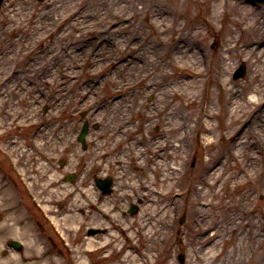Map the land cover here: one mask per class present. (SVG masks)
Returning <instances> with one entry per match:
<instances>
[{
	"label": "rangeland",
	"instance_id": "374dc122",
	"mask_svg": "<svg viewBox=\"0 0 264 264\" xmlns=\"http://www.w3.org/2000/svg\"><path fill=\"white\" fill-rule=\"evenodd\" d=\"M51 1L52 0L3 1L0 7V57L9 51H13L14 53L7 54L10 58L9 63H6L5 61L3 62V59L0 58V93L3 92V82L8 78L7 77L3 80L6 72L8 71L9 74L11 68L22 70L29 67L31 64L27 61L30 58H34L36 52L39 51V49H37L39 46L38 41L43 38L47 39L49 33L48 29L50 28L45 26V23H47L48 16H44L43 18L39 17L40 13L49 7L47 5ZM77 1L78 3L81 1L86 3L89 2L90 8L93 7L94 9H97V6H100L101 9H104V5L99 4L102 0ZM161 1L162 2L158 3L156 6L151 5L148 10H151L152 8L157 10L171 9L173 0ZM217 1L218 0H209V4L216 3ZM226 1L228 3L236 2V4H239L238 6L251 7L253 13L258 15V20H264V3L252 5L246 3L245 0ZM72 2L73 4L75 3L73 0H60V3H56V5L58 10H60L65 6L67 7ZM184 2L185 3H183L179 9V12H182L183 14L185 13L186 16H184L185 21L182 16V22L188 26L196 24L200 27L198 35L193 36L190 39L194 40L197 47L200 49L197 51V56L199 58L198 65L201 64L202 68L207 70L202 71L203 73H201L200 76L205 87L208 88L211 80L214 78L212 73L216 72L218 59L220 55L225 54L223 43L227 32L224 34L223 26L227 21L226 18L220 16L213 21L215 26L211 27L208 24V21H206L209 19L208 13L206 12V10L209 9L207 6L209 4L207 2L202 0H184ZM137 6L141 7V4L137 3ZM172 6L175 9L178 8L175 7V5ZM50 17L52 19V14H50ZM132 23L137 24V22L133 20ZM139 25L145 32H148L146 20L140 19ZM54 27L55 26L52 28ZM131 27L121 28V30L132 32L133 28ZM229 35L230 34H228L227 37ZM232 35L236 39L240 37L238 31ZM24 44H26L25 48ZM3 45L6 49H3ZM212 45L214 46L211 47ZM233 45H235V42L232 39L230 46L233 48L227 59L229 61L227 64L228 67L225 66L227 73L224 77L227 78L229 85L240 90L249 77L250 64L247 57L239 55L237 53V47ZM28 47L29 49H33V52L30 54ZM200 52L203 53L205 57H203ZM242 61H244L246 65V74L242 78L234 80L232 79V73ZM132 63H134L132 58H128L127 65ZM139 65L140 63H137L138 67L134 68L130 75L136 74L139 71L141 68ZM3 67H9V69L5 70L4 74ZM60 68L61 66L57 65V69ZM209 68L212 71L208 70ZM80 71L78 78H73L69 82L71 90L63 92V98H70L71 95L75 96L74 106L69 103L65 113H63L62 110L57 112L61 118L58 119L55 125L51 124V128L56 130V133L59 135L61 133L62 140L68 138L66 135H63L62 132L71 135L72 141L70 142V145L72 146L76 144L73 135L75 131H78L76 130V127L83 121H92L99 124V128L91 130L92 134L90 136L95 137L97 141H100L102 138L93 134L95 132H97V134H101L102 132L105 133V131L108 130V124L111 122V119L108 118L106 114H102L103 118H97L93 114L98 121L92 120L91 114L81 106L88 96L93 93L97 92L101 97L108 95V83L105 86H101L98 90L90 89L85 92L83 87L87 83V80L84 79L83 76L88 74L86 75L87 79H91L93 76L87 73L84 67H81ZM177 71L179 75L181 71ZM122 73L125 74L124 72ZM171 73L173 74V70L167 69V74L165 73L162 77L160 76L159 79L168 80L172 78V75L168 76V74ZM24 77L27 78V83H33L35 80L30 78L28 74L24 75ZM97 77L101 78L99 75H97ZM8 79L6 86H8V84H14V81L16 86H19L20 83L23 82V77L22 79L13 80V77ZM11 81L13 82L11 83ZM25 86H27L26 83ZM212 88H214V90L217 89L214 85ZM72 90L74 91L72 92ZM50 91H52V89L51 87H48L47 89H43L41 93L44 92L48 94ZM91 91H93V93H91ZM218 92L219 91H215L212 95L213 101L216 104V109L214 111L215 116L212 120L214 133L202 132V123L199 126H195L194 129L187 128L189 130L187 134H184L183 131L180 132V130L174 132L173 142L174 144H179L177 153L182 159L180 173L182 171L184 173L183 175L181 174V178L177 180V184L179 185L175 187L173 191L174 193L178 190L181 192H177L178 194L173 197V205L168 212V217H165L163 222L159 217L157 221L152 222L151 226H148V242L142 240V237L139 236V233H141L140 230L139 232L136 230V226L139 225L138 222L143 217V213L141 212L143 207L139 203V210L134 215L127 213L126 204L135 200V198H133L134 191L130 194L128 193V189H120L119 184L122 187V178L118 182V189H114L115 191L109 195L108 199L106 198L107 200H104V205L113 207L112 211L106 215L102 214L100 209L97 211L92 208L91 205H88V203H83L75 185H73V187L66 186L63 190L62 188L64 186L60 188L56 187L49 192L44 191L42 193L39 191L37 193L39 198L44 199L45 196L59 206L57 212L58 207L50 205V213L57 216L58 224L56 225H59V228L65 231L69 236L71 244L69 246L71 251L69 252L72 254L63 252L61 256L56 255V257H54L55 254H52V250L63 248L58 240L52 237L51 231L46 224L47 222L44 221L41 215L42 213L40 214L37 210V207L35 206L36 204L28 199L26 191L23 192L22 186L13 176V173L8 167V163L5 160L6 155L4 156L2 153V148L0 151V264H73L75 261L77 264H118L125 251L132 253L131 255L134 256H137V254L141 252L143 256H141L140 262L144 261L145 264H181L178 260L179 253L184 254V263L182 264H198L199 259L196 258L194 250L198 249V251H200V249L195 245V242H199L201 240L199 238L204 237V234L200 233L201 230L197 229L198 224H202L204 221L202 220V217H199L196 214L193 216L190 215V210L193 208L199 209V212L203 214V217L207 221L210 220L213 225L219 226L216 235L217 237H215L213 242L215 241L217 243L218 241H221V243L218 244L220 245L218 248H212L211 254L213 252L214 254L215 252H218L220 255L216 258H213L214 256L211 254L208 255L212 258L211 264H264V127L261 130L255 124L256 118L260 115L264 117V104L260 103L261 96L258 94L259 96L256 99V103H254L251 108L252 111L246 116L247 121L240 124L237 129L234 128V124L229 128L224 129L225 125L222 122L224 121L222 115L224 96L222 93L218 94ZM204 93L203 101L206 102L207 98L210 99V96L207 91H204ZM33 94H37V96H33ZM133 94L137 95L139 101L145 103V108L152 112L155 120L150 122L146 121L142 112L135 113L132 120H134L136 133H131L125 138L132 139L134 136H137L138 138L140 136L142 138L143 135H147L146 133L149 134V137L152 136L153 139L161 137L162 121L165 119L166 122L172 123L175 121L176 117L174 118L167 114L166 109L162 108V97L158 98L155 93H148L145 87L135 88ZM39 95L40 92H31L30 95L28 94V96L33 97V106L37 111L38 118L45 120L53 113L54 105L48 101L49 96L42 95V98H37ZM249 95H251V93L246 95L247 99L255 101ZM261 95L264 94L261 93ZM53 97L56 99L54 94ZM26 100L27 99L24 97L21 99H15V102L18 103V105H14V108H19L21 110L24 109L26 105L23 102H26ZM72 103L74 102L72 101ZM9 106L13 108L11 105H8V103L3 104V99L0 98V109H9ZM75 108L77 109L74 110ZM71 112L74 115H72ZM3 114L4 113H0V147L5 146L8 148L15 157L16 162H19L23 167L28 168L29 171L26 173L24 172L25 175L42 174V172L37 169V166H34L33 164L43 158L46 159V167L49 158H47L48 156L45 152H40L43 155L42 157L38 152H35V150H32L31 148V137L34 136L36 126L18 125L14 121L19 120L8 117L7 115L3 116ZM65 117H67L68 121L65 123V126L61 128L59 126L64 123H59V121L61 119L65 120ZM104 127L105 129H103ZM209 138H212V140H209ZM12 141L16 142L13 146H11ZM210 141H212V143H210ZM55 142L56 143L52 145L51 148L53 151H56L55 154L57 157L64 159L70 157V161H78L80 163L79 165L85 166L89 175L93 172H98L99 169L95 171V166H93L95 164L103 169V173L107 172L115 176H118L116 173L117 167L127 168V171L130 174L128 177L131 176L130 180H132V176L134 177V174L138 172V169L135 167L134 158L130 157L128 159H122L120 155V148L122 145L110 147L117 158H115L110 165H106L103 164V161L108 159L107 156L98 154V146L93 140L91 141L93 148L89 147L88 151L85 153L81 154L79 151V154L73 150L76 157H73L72 154L68 155L65 150H60L61 147L64 149V146H60L57 141ZM252 142L254 145L251 148L250 143ZM20 145L23 150H29V148H31V150L28 152L17 150V147ZM248 152H252L256 155L254 161H248ZM233 153L238 154V159L233 156ZM109 154L111 158L113 153ZM145 155L146 157L148 156L147 154ZM208 158H211L210 171V167L204 165V159ZM90 160L92 161L90 162ZM53 165L56 166L57 162ZM214 165L220 167L222 170V175L217 181V184L211 187L205 185L203 191L204 195L202 196L196 194L193 187L198 184L202 185L197 181H199L200 177H204L206 173L211 174ZM67 170V168H64L62 172ZM143 176L144 173L139 175V179L142 180ZM68 188H70V190ZM38 196L36 197L37 201H39ZM165 198L166 197L164 196L163 199ZM200 199H206V201L212 202L210 211L208 210V206L202 207V205H200ZM134 202L137 203L136 201ZM71 205H73L74 208L69 209ZM80 209H86L83 216L80 213ZM62 211L65 213L60 215ZM122 211H124L125 214H122ZM111 213L114 215L111 216ZM70 214L73 215V218L71 221H68L67 218H69ZM181 217H183V222L179 223ZM197 218L201 219L202 222H195ZM90 223H96L100 227H107L108 229L110 227L113 228L115 233L107 234L106 232L108 231H105L104 233L106 235L102 233L97 236L104 238L102 239L104 241L108 237L109 240H107V242H111L108 246L102 248L100 246L104 244V241L101 240V243H98L97 241H92L83 237L84 228ZM163 223L166 224L167 227L164 226ZM128 226L133 230L131 240L127 238L128 231L123 232L120 228H127ZM47 232L50 233L49 237H47ZM212 232L213 230H209L207 234ZM10 237L21 239L24 242V250L21 253L11 254V252H8L5 246V241ZM50 237L53 239V243L48 241V238ZM224 237L229 240H224ZM44 240L47 242L46 244H44ZM89 240L90 244H86V241L89 242ZM180 240L182 241L180 242ZM143 241L147 245L145 247L142 245V249H138L139 251L133 247L136 243L142 244ZM55 242L56 247L53 248L52 244H55ZM84 246L94 249L97 247L100 249H107V251L104 252V255L107 254L108 258H103L97 262L94 256H84L82 254L85 248ZM42 250L46 251V253L40 255ZM143 250L147 251L144 253ZM3 252H5V254ZM242 256H245L244 259Z\"/></svg>",
	"mask_w": 264,
	"mask_h": 264
},
{
	"label": "bare ground",
	"instance_id": "6f19581e",
	"mask_svg": "<svg viewBox=\"0 0 264 264\" xmlns=\"http://www.w3.org/2000/svg\"><path fill=\"white\" fill-rule=\"evenodd\" d=\"M73 1L74 4L72 2L67 7L58 10L56 3L59 4L60 0H52L47 5L49 7L40 13L39 18L48 16L47 23H45V26L50 28L47 39L43 38L38 41L39 51L36 52L34 58L27 61H31L29 67L22 70L11 68L9 74L8 71L6 72L3 80L7 77H13V80L23 77V82H19V86L15 85V81H11L14 84L6 86L8 78L3 82V92L0 93V98L3 99V104L8 103L13 108L9 106V109H0V113L19 120L14 121L18 125L40 124L41 122L49 126L50 124L55 125L61 118L57 112L62 110L65 113L69 103L72 106L75 104V96L63 98V92L71 90L69 82L73 78H78L81 67L93 76L91 79L86 78L88 74L83 76L87 80L83 87L85 92L90 89L98 90L108 83V95L101 97L97 92L91 91L93 94L88 96L81 106L91 114L92 120L98 121L93 114L97 118H103L102 114H106L111 119L108 130L100 134L103 140L98 143L99 147L106 150V153H113L109 162L117 158L110 148L117 145H122L120 155L123 160L130 157L135 159L138 172L134 174V177L132 176L131 185L135 196L144 204L143 217L138 222L136 230L138 232L140 230L139 236L148 242V226H151L152 222L157 221L159 217L162 222L165 217H168V212L173 205V197L179 192L178 190L174 193L173 189L179 185L177 180L184 173L183 171L180 173L182 159L177 153L179 144L173 142L174 132L180 130L187 134L188 129H194L202 123V132L214 133L212 120L216 104L212 95L215 91H219L218 94L222 93L224 96L222 109L224 129L232 124L237 129L240 124L245 123L246 116L252 111L251 108L259 95L261 96L260 103L264 104V95H261V93L264 94V20H258V15L253 13L251 7L238 6L236 2L228 3L226 0H218L216 3L209 4V0H202L209 4L207 5L209 9L206 10L209 19L206 21L211 27L215 26L213 21L220 16L226 18L227 21L223 26L224 34L227 32L223 43L225 54L220 55L216 64V72L212 73L214 78L206 88L200 74L207 70L202 68L201 64L198 65L197 51L200 49L196 42L190 39L198 35L200 27L196 24L188 26L182 22V16L184 18L185 13L179 12V9L185 3L184 0H173L170 10L154 8L148 10L151 5L156 6L161 3V0H102L99 4L104 5V9L100 6H97V9L90 8L89 2ZM137 3L141 4V7H138ZM172 5L178 8L175 9ZM50 14H52V19ZM140 19L146 20L148 32H145L139 25ZM132 20L137 24H133ZM53 26L55 27L52 28ZM126 27L133 28V31L121 30ZM237 31L240 33L238 39L232 35ZM228 34L230 35L227 37ZM232 39L235 42L233 46L237 47V53L247 57L250 64L249 77L240 90L229 85L227 78L224 77L227 73L225 68V66L228 67L229 60L227 59L233 48L230 46ZM3 49H6L4 45ZM28 50L29 54L33 52V49L29 47ZM8 53L13 54L14 52L9 51L3 54L0 57L3 62H10ZM200 54L205 57L203 53L200 52ZM128 58H132L134 63L127 65ZM137 63H140L141 68L136 74L130 75L133 69L138 67ZM57 65L61 68L57 69ZM7 69L9 67H3V74ZM167 69L173 70V74H168V76L172 75V78L159 79L160 76L167 74ZM177 70L181 71L179 75ZM208 70L212 71L210 68ZM26 74L35 79L33 83H30L31 85L26 82L27 78L24 77ZM213 85L217 87L216 90L212 88ZM48 87L52 89L49 95L41 93ZM137 87H145L148 93H155L158 98L162 97V108L166 109L167 114L176 117L172 123L166 122L165 119L162 121V136L159 138L153 139L148 133L142 138L140 136L139 138L134 136L132 139L125 138L131 133H136L134 120H132L135 113L142 112L146 121L155 120L152 112L145 108V103L139 101L137 95L133 94ZM204 91H207L210 96L206 102L203 101ZM31 92H40L37 98H42V95L49 96L48 101L54 105L53 113L45 120L38 118L33 106V97L28 96ZM249 93L255 101L247 99L246 95ZM23 97L27 99L23 102L26 107L22 110L14 108V105H18L15 99ZM65 119L67 120V117ZM60 122L65 121L61 119ZM255 124L262 130L264 117L260 115L256 118ZM43 126L39 125L34 131L32 138L35 141L31 143L32 149L42 150L53 142L51 141L53 137L59 138L53 130L45 129ZM59 127L63 128L64 125ZM14 143L16 142H12L11 145H15ZM253 145V142L250 143L251 148ZM17 148L25 152L29 151L23 150L21 145ZM145 154L148 156L146 157ZM248 154V161L256 159V155L252 152ZM233 156L238 159L237 153H233ZM210 162L211 158H208L204 163L205 166L210 167L209 171L211 170ZM117 172L120 175H130L127 168L123 167H118ZM142 173L144 177L138 180V176ZM221 175L220 167L214 165L211 174L206 173L197 181L202 186L193 187L196 194L204 195V186H214ZM164 196L165 199H163ZM208 210H211L210 207ZM199 213L201 214L197 208L190 210L191 216L196 214L204 221L202 224L199 223L200 226L197 228L201 230L200 233L204 234V237L199 238L201 239L199 242H195L201 254L197 258L199 259L198 264H211L212 258L208 255L211 254L212 248H218L220 246L218 244L221 243V241L213 242L217 237L219 226L213 225L212 221H207L203 214ZM72 218L73 215L70 214L67 219L71 221ZM202 220L197 218L195 222H202ZM164 226L167 227L166 224ZM129 229L128 226L125 231H128L127 238L131 240L133 230ZM209 230H213V233L207 234ZM107 240H109L108 237L102 241L105 243ZM224 240L229 239L224 237ZM144 241L142 244L136 243L132 246L138 250L142 245L144 247L147 245ZM146 251L143 250L144 253ZM131 254L125 251L118 264H145L144 261L140 262L143 256L141 252L137 256ZM211 255L216 258L220 253L215 252L214 254L213 252Z\"/></svg>",
	"mask_w": 264,
	"mask_h": 264
}]
</instances>
